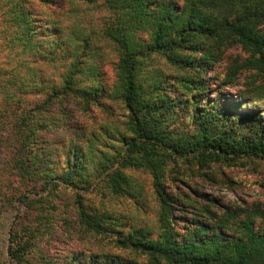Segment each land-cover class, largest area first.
Returning a JSON list of instances; mask_svg holds the SVG:
<instances>
[{"label": "trees", "instance_id": "1", "mask_svg": "<svg viewBox=\"0 0 264 264\" xmlns=\"http://www.w3.org/2000/svg\"><path fill=\"white\" fill-rule=\"evenodd\" d=\"M69 1L76 8L81 7L77 6L81 3L100 5L108 13L99 34L117 55L114 96L127 115L121 128L110 130L123 152H117L114 163L105 167L114 171L105 174L100 181L102 184L109 183L113 190L127 185L125 176L114 168L116 166H144L153 173L161 169L166 160L174 161L183 156H192L198 161L200 158L233 161L242 157L264 161L261 131L264 120L259 121L260 112L244 113L238 110L240 106L234 112L233 103L224 106L218 102L220 112L197 107L201 104L199 95H203L210 85L207 72L232 48H239L246 57L230 62L216 85L219 89L232 88L242 72H251L258 83L251 85L252 90L248 93L238 92L241 105L252 106L254 100L264 98V0ZM64 3L63 0L53 3L54 9L44 14L43 19L39 9L31 8L34 7L31 0H0L2 41L10 53L16 51L14 65L8 69L0 67V149L13 147L14 153L22 154L16 158L10 153L8 160L19 179L28 183L41 179L46 185L52 184L54 189L59 183L70 188L73 201L66 209L72 213L79 229L74 228L81 236L89 235L98 241L97 238L104 235H113L112 226L118 223L110 214L89 209L80 194L84 190L81 172L87 157L80 140L69 141L74 149L62 148L56 153L59 162L64 156L65 176H61L62 171L50 175V170L33 165L36 164L34 161L47 164L46 160L52 155L50 148L46 154L45 144L51 142L45 140V133L61 128L70 132L83 129L86 137H92L78 120L90 113L89 101L93 97L107 95V87L99 80L102 73L85 70L83 66L82 59L87 58L88 49L96 44L95 33H90L86 26L65 27L60 13ZM66 12L71 14L72 9ZM67 55L72 59L64 62ZM152 57L162 58L177 74L164 75L149 70L147 61ZM56 62L63 63L64 69L58 81L49 84L44 69ZM85 73L91 84L87 82L81 86V76ZM172 94L176 95L172 97ZM178 100L184 101L178 103ZM69 102L74 111L63 106L65 103L70 105ZM187 104L192 109L197 132L192 142L186 139L173 141L164 130L166 128H162V119ZM224 108L231 111L230 115ZM62 118L66 120L60 122ZM216 118L232 124L237 121L244 126H238L243 135L234 136L225 129L214 133L212 122ZM256 121L261 127L254 124ZM42 140L45 146L42 144L43 147L38 148L37 144ZM28 146L32 149L28 150ZM153 187L159 206L156 232L152 234L142 228L128 227L127 232H118L117 238L109 240L113 249L130 252L138 256V261L142 258L149 264H264V234H257L249 219L239 223L240 233L234 237L224 236L218 224L205 226L197 220H182L185 224L179 230L176 223L180 219L173 211L175 207L190 209V205H181L174 194L169 196L156 178ZM45 220L42 215L33 218L22 231L10 236L7 246L10 260L26 264V255L37 243ZM80 250H77L79 255L83 254L80 259L77 255L62 264H114L111 260H100V253L94 254L90 248Z\"/></svg>", "mask_w": 264, "mask_h": 264}, {"label": "rangeland", "instance_id": "2", "mask_svg": "<svg viewBox=\"0 0 264 264\" xmlns=\"http://www.w3.org/2000/svg\"><path fill=\"white\" fill-rule=\"evenodd\" d=\"M59 1L61 2V0ZM63 1L65 2L64 8L60 13L64 18V26L69 28L86 26L90 33H95L93 38L96 44L94 43L95 45L88 49L87 58L82 59L85 62L83 66L85 70L92 69L97 74L98 72L102 73L99 80L102 85L107 87V95L93 97L94 100L89 101L90 113H85L83 118L78 120L83 124L81 127L85 128L84 130H87L92 137L89 135L86 137L83 129L77 130L78 132H70L68 129L61 128L50 134L45 133L43 137L51 142V144H45L46 154L50 152L48 149L50 148L52 155L46 160L47 164L34 161L36 164L33 165L45 168L47 171L50 170L48 171L50 175L62 171L61 176H65L67 169L63 162L64 156H61L59 162V156L57 157L56 153L62 148L65 150L74 149L75 147L69 144V141L80 140L87 155L81 172L84 179L82 181L84 190L80 194L89 209L96 210L95 212L99 214L112 215V218H117L118 224L112 226L113 235H104L97 238L98 241L90 238L89 235L81 236V233L74 228L75 226L78 228V226L75 224L76 221L73 219L72 213L66 209V205L73 201V191L62 183H59V186L54 189L52 184L46 185L41 179L29 183L25 182V179H19V175H16V170L11 167V162L8 160L10 153L16 158L22 154L14 153L13 147H5L0 149V264H16L7 256L10 236L22 231V227L27 226L31 219L41 215L46 218L45 227L39 231L37 243L26 255V264H62L63 261L68 258L74 259L77 255V259H80L83 254L79 255L77 250H84V248H90L94 254L100 253L98 255L100 260H111L114 264H126L127 262L149 264L142 258H139L140 261H138V256L130 252L113 249L109 240L117 238L118 232H127L128 227L142 228L152 234L156 232L159 206L154 195L155 178L156 181L162 183L169 196L174 194L173 197L181 205L182 203L190 205V209L175 207L176 210L173 211L174 215L180 219L176 223L179 230H182L185 224L182 220L188 222L197 220L205 226L218 224L222 228L221 232L224 236L234 237L240 233L239 223L249 219L253 230L257 234L263 235L264 161L260 159L242 157L233 161H209L208 159L204 161L200 158L198 161L192 156H183L175 158L174 161L166 160L164 162L166 164L153 173L144 166L114 167L123 173L127 181V185L120 190H113L109 183L102 184L100 182L106 176L105 174L114 171L105 167L114 163L113 159L117 152H123L117 138L115 139L114 132L110 130L116 127L121 128L125 123L124 117L127 115L119 99L114 96L116 82L114 64L117 61V55L110 44L99 34V29L108 14L103 8L100 5L93 4L91 6L81 2L77 5L81 7L76 8L72 7L74 4L71 5L69 0ZM31 2L34 6L31 8L39 9L44 19V14L53 10V3L58 0H31ZM67 9H72V13L67 14ZM2 28L3 26L0 24V30ZM50 29L51 27H49ZM15 52L10 53L0 34V67L7 69L12 67L15 63ZM245 57L246 54L239 48H232L225 52L222 61L207 72L206 78L210 85L203 95H199L201 104L197 107L202 108L201 110L207 108L220 112L218 102L224 106L226 103H233L232 110L234 112L238 110L244 113L260 112L262 117L259 121L264 120V98L254 100V103H251L252 106L241 105L242 100L238 98L239 91L248 93L252 90L251 85L258 83L257 77L251 72H242L235 81L236 86L232 88L222 87L219 89L216 85L230 62L241 61ZM70 58L72 59L69 55L65 56L64 62L69 61ZM150 60L147 61L149 70H156L164 75L177 74L175 70L165 64L162 58L152 57ZM61 64L63 63H52L44 69V76L49 84L58 81L64 69ZM20 72L22 73V71ZM86 77V73L82 74L81 86L91 82ZM218 95L221 96L220 101ZM182 101L184 100L177 102ZM69 104L71 106L66 103L63 106H66L69 111H74V106L70 102ZM191 112L192 109L187 104L185 108L177 109L174 114H168L162 119L164 121L162 128H166L164 130L167 131L171 140L180 142L186 139L185 141L192 142L193 135L197 132V123L195 119H192ZM224 112L230 115L231 111L224 108ZM59 120L63 122L66 118ZM259 121L254 122L257 127H261ZM238 126L241 125L235 120L233 124L219 118L212 122L214 133L225 129V131L233 133L234 136L243 135ZM261 131L264 135V125ZM245 133L249 134L246 130ZM42 144L44 145V140L37 144L38 148H42ZM32 146L36 147V145ZM27 148L28 150L32 149L30 146ZM55 205L56 208H54Z\"/></svg>", "mask_w": 264, "mask_h": 264}]
</instances>
